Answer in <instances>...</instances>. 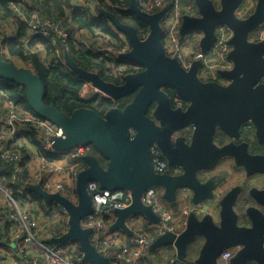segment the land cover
Returning a JSON list of instances; mask_svg holds the SVG:
<instances>
[{
	"label": "water",
	"instance_id": "water-1",
	"mask_svg": "<svg viewBox=\"0 0 264 264\" xmlns=\"http://www.w3.org/2000/svg\"><path fill=\"white\" fill-rule=\"evenodd\" d=\"M195 2L198 16L186 15L181 33L186 34L193 30L203 32L201 47L206 51L216 40V26L224 24L230 27L234 36L230 40L233 50L229 58L234 62V68L231 71H222L221 74L232 78L233 85L223 87L215 82L202 83L197 76L199 61L194 63L189 72L186 71L177 59L166 53L161 24L165 11L150 14L140 8L137 0H131L128 11L133 12L149 27L145 39L140 38L135 26L121 21L117 14L99 8L98 11L101 16L108 18L119 32L126 35L130 43L131 50L121 53L119 58L144 66L143 71L128 74L125 83L119 85L105 81L97 73L79 67L65 54V61L73 71L82 79L91 81L109 96L108 98L122 99L140 87L132 102L124 109L115 107L104 115L86 107L68 114L55 104L45 102L46 86L41 78L31 69L5 60L0 42V77L24 86L28 105L41 117L62 128L63 135L56 138L53 148L67 151L78 145L91 144L106 161L103 165L100 157L93 154L84 157L88 165L79 172L76 179V202L60 192H48L40 184H30L28 187L47 204L57 203L67 211L68 230L60 237L50 239V242L61 246L70 242L79 243L84 262L110 264L109 257L101 254L91 242L92 230L81 225L83 218L93 211L92 198L87 189L90 180L98 181L106 190H130L132 204L126 209L115 210L118 219L112 226V230L123 229L130 235L132 232L125 220L131 214L143 215L151 223L160 221V217L152 208L142 202L143 194L152 186H161L164 189L163 197L172 207L178 205V190L181 187H188L193 191L194 204H199L204 199H214L215 181L210 179L202 182L198 171L213 168L222 154L228 153L236 157L248 174H254L256 171L264 174V158L261 156L237 153L232 145L219 148L213 142L216 121L219 120L221 127L228 131V122L234 119L231 112L238 111L231 110V102L240 107L245 101L243 89L250 80L244 69L247 65L245 62L252 66L251 72H258L259 76L264 77V39L258 43L248 41L250 32L255 31L264 22V0H257L254 12L244 19L236 15L237 9L243 5V0ZM163 85L174 87L179 94L186 95L192 101L186 112L170 107L169 99L160 89ZM259 87L263 96V110L260 119L255 120V123L258 135L263 141L264 82ZM153 99L159 102L156 114L162 117L164 123H169L170 130L177 131L190 123L194 124L195 134L191 145H184L179 139L177 148H174L167 137L168 131L156 127L153 121L145 116ZM248 117V114H244L242 118ZM133 130L136 133L132 136ZM152 141L158 142L170 165L183 167V174L171 176L169 173L159 174L154 171L150 159ZM251 194L264 206V191L253 189ZM236 197V191H231L220 201L219 225L210 214L200 218L191 212L182 233L177 235L167 232L158 236L151 246V251L154 253L160 247L173 245L178 258L185 260L189 246L201 237L203 246L193 264H220L219 257L223 251L235 247L240 249L230 259L231 264H264V217L257 209L250 207L247 215L252 221V226H240L234 210Z\"/></svg>",
	"mask_w": 264,
	"mask_h": 264
},
{
	"label": "built area",
	"instance_id": "built-area-1",
	"mask_svg": "<svg viewBox=\"0 0 264 264\" xmlns=\"http://www.w3.org/2000/svg\"><path fill=\"white\" fill-rule=\"evenodd\" d=\"M184 1L187 0H148L139 3V5L142 10L150 14L164 10V16L168 13L169 7L171 8V14L167 23L168 37L166 31H164L166 47L168 50L174 51L176 56L178 55L183 59L185 64L190 65L195 59L202 58L203 54L197 53L193 58L189 59L182 57L183 52H181L182 47L179 44L178 33L181 30V16L185 10L183 8ZM29 5L32 6L31 3ZM247 6L248 0H245V3L237 9L236 15L239 18L248 16L250 7L248 8ZM192 12L193 9L190 10L189 14L193 15ZM21 15L28 21L33 33L49 36L51 34L49 29L51 28L55 29L58 36H64L62 34L59 35L57 28L51 23V20L42 18L40 13L34 8L29 10L27 14ZM224 30H219L221 32L220 38L216 44H213L211 49V54L216 57L217 66L225 64L230 51L229 38L225 36L224 33L226 31ZM66 37H68V34ZM195 37L198 40V37ZM1 48L3 51L4 46L2 45ZM127 49L128 47L126 46L121 51ZM90 87L89 83L83 84L80 89L81 97L85 98L89 95ZM94 91L97 92L98 89L94 87ZM0 113L1 159L8 164H15V175L22 173L23 155L17 152L16 149L21 145L20 142L22 140H27V132H34L38 139L44 143L46 149L55 155H61V160H50L38 156L39 164L36 172L34 175L30 174L32 182L40 184L50 193L60 192L70 200L76 202L77 193L75 184L79 172L83 169L81 160L86 155L91 154L93 146L91 144L78 145L67 151H57L53 148V144L57 137L63 135V130L60 126L48 119L36 116L31 111H27L22 104H15L2 98H0ZM11 114H16L18 119L14 120L12 124H8L6 117ZM13 125L16 126L15 131L12 130ZM48 144H51V148L47 147ZM151 154L154 169L158 173H163L165 164L161 158V153L154 147L151 148ZM26 165L28 168L30 167L29 159ZM3 186L0 183V191L2 192L0 194H3ZM155 187H150L143 194L142 202L144 205L152 208L154 213L160 217V221L158 223H151L143 215L131 214L125 220V224L132 232L129 235L123 229L112 230V226L118 219L115 210L126 209L132 204L130 190L118 189L110 191L103 189L96 180L88 182L87 189L92 198L93 211L83 218L81 225L84 228L92 230L90 234L91 242L101 254L109 257L110 264H175L179 260L175 246L171 245L173 247V251L171 252L167 248L161 247L157 249L156 253L151 251V246L158 236L166 232H172L177 235L182 233L187 226V215L192 211L201 214L202 204L193 205L188 212H186L187 205H185L183 209L184 215H182L183 219L178 220V216L174 211L168 209L160 201L159 196H163V191H159ZM181 195L184 200H187L190 193L183 189ZM12 198L20 201L14 193H12ZM117 204L120 207H114ZM20 209L22 213L16 212L11 208L6 209L3 201H0V225L11 223L14 229L11 237L4 235L8 239L6 242L3 240L4 236L1 235L2 233H0V245L8 244L10 248L18 251L21 264H51L52 260H59L65 256L68 257L69 264H95L83 261V252L79 249V244L73 247L71 242L64 246L50 242V239L60 236H58L59 232L49 227V225L53 224V221L62 212L69 218L67 211L59 204L54 203L52 207L47 208V218L44 220L31 217L27 211H24L21 201ZM3 216L5 217L4 219H2ZM67 224H69L68 220ZM24 226L26 227L23 232L18 231V229ZM108 237H111L109 243H114L115 246L107 250H101V238ZM142 239L145 240L144 244L140 243ZM57 253L59 255H56ZM235 253L234 248L224 250L219 257V263L231 264L230 259Z\"/></svg>",
	"mask_w": 264,
	"mask_h": 264
},
{
	"label": "trees",
	"instance_id": "trees-1",
	"mask_svg": "<svg viewBox=\"0 0 264 264\" xmlns=\"http://www.w3.org/2000/svg\"><path fill=\"white\" fill-rule=\"evenodd\" d=\"M0 1V13L3 18L12 20V25L15 27L16 32V37L8 43L5 53L2 52V56L9 62H14L13 60L15 59L26 64L29 69L41 78L46 86L45 102L48 104H55L57 108L68 114L73 113L76 109L81 107L93 109L101 114L112 108L113 103L111 100L100 94H95L86 100L80 98V88L83 82L80 76L73 71L65 61V54H68L79 67L92 72L98 70L97 72L103 79L119 82L118 79L113 78L114 73L107 65V60H112L113 55L109 54L108 56L101 57L98 54H94L91 50L86 49L84 47L86 43L84 44L82 39L77 37L78 31L92 34L94 40L98 38L105 40L102 35L108 36L112 38V41L105 40V43L113 46L114 51L118 53L125 47L124 45H129V42L125 35L109 27L108 23L110 20L108 18L101 16V20L99 21L92 19L86 9L73 4L72 0H44L43 5H39L37 0L32 6H30L29 3L23 5L20 3V0H13L12 7L9 4V0ZM94 1L98 8L101 7L108 11L110 9L111 12L119 16L121 21L135 26L141 38L147 35L149 31L148 25L133 12L128 11L131 0ZM145 1L148 0H139V3ZM26 5H29V7H26ZM33 8H40L42 13L44 12L46 16L50 17L49 20H51V23L55 27L69 32L68 37L64 38L58 36L55 29L51 28L49 29L51 31L49 36L33 33L28 21L21 15L27 14L28 11ZM44 18L48 19L47 17ZM74 26H76V29H74ZM3 36L4 33L2 34V37ZM77 43H79V46L76 45ZM26 51L28 53L27 55H25ZM99 57L101 60H99ZM0 94V98L15 104H22L27 111H31L36 114V116L43 118L28 105L26 88L24 86L0 77ZM98 100H100V102ZM28 137L39 149L41 156L45 159L59 160L61 158V155H55L50 150L46 149L44 143L38 139L34 132H27V138ZM16 151L19 152L18 148ZM91 154L98 156L97 149L93 147ZM27 160L28 157L23 155V172L16 174V182L8 183V187L13 189V193L22 203L32 202L45 211L44 207L46 203L44 199L28 189V183L29 181L32 182V178L30 177L31 169L26 165ZM100 160L102 164L105 165L104 160ZM87 165V161L82 158L81 166L85 168ZM14 170L15 164H8L0 157L1 179L5 178V182L10 181L11 177L14 175ZM22 187H25L23 190L24 192L22 191ZM28 196L30 200L25 199L28 198ZM165 202L167 201L165 200ZM52 205L53 204H50L46 207L50 208ZM56 224V229H58L57 232L59 233L67 229V222L64 226H61L62 222H57ZM201 240V238H197L196 241L189 246V253L186 259L184 261L179 259L175 264H193L203 246V241ZM78 247L81 250L80 245H78ZM165 248H169V250L173 251L172 246H167ZM0 249H3V247L0 246ZM3 250H1V252ZM253 263L254 262H248L246 264Z\"/></svg>",
	"mask_w": 264,
	"mask_h": 264
},
{
	"label": "flooded vegetation",
	"instance_id": "flooded-vegetation-1",
	"mask_svg": "<svg viewBox=\"0 0 264 264\" xmlns=\"http://www.w3.org/2000/svg\"><path fill=\"white\" fill-rule=\"evenodd\" d=\"M253 12L254 11H251L250 9L247 17H249ZM164 17L165 16L163 15L162 20L164 19ZM241 19H244V18H241ZM162 27L164 31L163 24H162ZM223 29H225L224 31H226V33H224L225 36L229 38L228 43L230 45V51L227 55V61L225 62L224 65H221V66H217L216 57L211 54V49H212L213 44H211L208 50L203 51L201 47V40L203 38V32L201 31H199L202 34L200 37L198 36V40L195 36L188 35V33L182 34L181 30L178 33V40H179L180 46L182 47L181 52H183L182 57L184 59L193 58V56L196 55L197 53L203 54L202 58L195 59L194 61L191 62L190 65L185 64L183 59H181L178 55L176 56L174 51L167 49L165 40H164L165 32L163 33V44H164L166 53L172 58L177 59L179 63L181 64V66L188 72L192 69L194 63L196 61H199L200 64L198 67L197 76L202 83L215 82V83L222 85L223 87H228V86L233 85L234 80L232 78H227L226 76H223L221 72L231 71L234 68V62L229 58V54L233 50V45L230 44V40L234 36V32L227 25L216 26V29H215L216 40L214 41V44H216L218 42V39L220 38L221 32H219V30H223ZM146 37L147 35L143 38L141 37L140 38L145 39ZM263 39H264V22L261 23L255 31L250 32V34L248 35L249 42L258 43L259 41ZM130 50H131V46L129 44L128 49L125 51H122V53H126ZM111 54L113 56L114 55L117 56V55H120L121 53L118 54L115 51H113ZM108 55L109 53H106L103 56H108ZM99 60H101L100 57H99ZM245 64L247 65H245L244 69L250 76V80H248V85L243 89V92H245V101L242 103V105H240V107L237 104H234L233 101L231 102L230 104L231 110L232 111L238 110V111L231 112L234 119L228 122L230 123L228 124L229 132L224 130L221 127L219 120L216 121L215 131L213 133V142L219 148L225 147L226 145H232L233 148H235L237 153L242 152V153H247L253 157L261 156L262 158H264V140L262 141V139L259 137L258 129L255 123V120L257 121V119H260L262 110H263V96L261 95V90L259 86L264 82V77L259 76L258 72H254V71L251 72L252 66L249 65L247 62H245ZM144 69L145 67L138 63H130L124 60L123 62H121V65H119L118 67L111 68L112 72L114 73L113 78L118 79L119 82L112 81V80L108 82L119 84V85L124 84L126 80L125 78L128 74L138 73L140 71H143ZM97 71L94 73H97L99 75ZM81 80L83 82L82 84L89 83L91 85L90 92L94 91V84L91 81L85 80L82 78ZM139 89L140 87L137 90H135L133 93H131L129 96L124 97L119 100L110 98L111 102L113 103L112 108L119 107L120 109H124L130 102H132V100L136 96ZM160 89L166 94L167 98L169 99V105L173 110L180 109L183 112H186L191 106L192 101L186 95L179 94L174 87L170 85H163L160 87ZM98 92H101V91L98 89ZM90 96L91 95L89 93V95L85 98L81 97L80 95V98L86 100L88 97L90 98ZM101 96H104L103 92H101ZM158 106H159V102L156 99H153V101L149 104L147 108L145 116L149 118L151 121H153L156 127L160 128L163 131L164 130L168 131L167 137L172 142V145L174 148H177L179 139H181L184 142L183 143L184 145L185 144L191 145L193 141V136L195 134L194 124L190 123L186 125L185 127L180 128L177 131L170 130L169 123H164L162 117L156 114V110ZM110 109L106 110L105 113L109 111ZM105 113H103L102 115H104ZM244 114H248L249 117L246 119L242 118ZM135 133L136 132L133 130L132 136ZM154 147L161 153V158L163 159V162L165 164L164 172L159 173V174L169 173L171 176H178L184 173V169L182 166L170 165L160 145L156 141H152L150 144V159L152 162L153 169H154V164L152 160L151 148H154ZM98 156L100 157V159L104 160L99 155V153H98ZM104 162L106 161L104 160ZM154 171L156 172L155 169ZM214 171H216V173H214ZM198 173H199L198 176L202 182H205L210 179H213L215 181V186L213 188V192L215 195L214 199H204L201 203H199L200 205L202 204V207L200 210L201 214H197L195 211H192L198 217L202 218L205 215L210 214L213 216L215 223L219 225L220 224L219 213L221 209L220 201L227 193L231 191H236L237 193L236 202L234 204V210L237 213L238 224L240 226H245V227L252 226V221L247 215V210L250 207L257 209L264 217V206L251 194V191L253 189H256L258 192L264 191V174L263 173L256 171L254 174H248V171L244 168V166L238 163V160L236 159V157L228 153L222 154L217 159L216 165L213 168L205 169L203 171H198ZM225 174L227 175L225 176ZM229 179H232V180L236 179L237 184L231 187L227 192L223 193L221 187L224 186L225 183L229 181ZM183 189H185L188 193H190L187 200H184L182 198L181 194H182ZM192 197H193V191L190 188L181 187L178 190V205L176 207H173V209L178 210L177 212L179 215H184V212H183L184 207L182 208V210H179L178 208L179 203L182 200H184L185 205H187L186 212H188L189 209L192 208L193 205H195L192 202ZM162 199H163L164 204L168 205L167 204L168 201L163 196H162ZM165 200L167 202H165ZM190 213L187 215V221H188V216L190 215ZM239 249L240 247H235L234 251L237 252Z\"/></svg>",
	"mask_w": 264,
	"mask_h": 264
},
{
	"label": "rangeland",
	"instance_id": "rangeland-1",
	"mask_svg": "<svg viewBox=\"0 0 264 264\" xmlns=\"http://www.w3.org/2000/svg\"><path fill=\"white\" fill-rule=\"evenodd\" d=\"M13 0H9V4H10V6L12 7V4H13V2H12ZM25 1V3H23ZM35 1H37V0H20V3H22V4H26V3H31L32 5L35 3ZM79 2L77 3V2H72L73 4H76L77 6H79V7H82L83 9H86L88 12H89V14L91 15V18L92 19H95V20H97V21H99V20H101V14H100V12L98 11V6L96 5V3H95V1L94 0H78ZM215 1H218V0H215ZM37 2H39V5H43L44 4V0H38ZM187 2H188V5L185 7V10H184V13L182 14V16H181V27H182V24H183V19H184V17L186 16V15H189V16H193V17H196L195 15H190L189 13H190V10L191 9H193V13L194 14H198V7H197V5H196V2H195V0H187ZM245 3V0H243V3L242 4H244ZM0 4H1V1H0ZM38 4V3H37ZM256 5H257V0H253L252 1V4H251V11H254L255 10V8H256ZM26 7H29V5H26ZM35 9V8H34ZM99 9H103V8H101V7H99ZM38 13H40V15H41V17L43 18V17H47L48 19H50V17H48V16H46V14L43 12L42 13V11H41V9L40 8H36L35 9ZM109 11L111 12V10L109 9ZM114 11V10H113ZM117 12H119V11H117ZM121 13H123V12H121ZM157 13V12H156ZM170 14H171V8L169 7V11H168V13L165 15V17H164V19L161 21V24H163L164 25V31H166V35H167V37H168V28H167V23H168V19H169V17H170ZM130 17V16H129ZM131 17H132V15H131ZM108 25H109V27L111 28V29H113V30H115L116 32L118 31L117 30V28L111 23V22H109L108 23ZM221 25H224V24H221ZM57 28V27H56ZM74 29H76V26H74ZM148 29H149V27H148ZM15 31V27L13 28V25H12V20H9V19H6V18H3V16H2V14L0 13V42H4V48H3V53H5V51H6V48H7V45H8V43L12 40V39H9V38H7V37H2V34L4 33V32H7L8 33V35H11V33H12V31ZM57 30H58V33H59V35L60 34H62V35H64L65 37H66V35L67 34H69V32H66V31H64V30H62L61 28H57ZM149 32V31H148ZM118 33H121V32H119L118 31ZM197 33H201V32H199V31H190V32H188V35H194V34H197ZM122 35H124L123 33H122ZM147 35H148V33H147ZM64 36H62V37H64ZM126 36V35H125ZM64 37V38H65ZM77 37L79 38H81L82 39V41L84 42V44L86 43V45L84 46L86 49H89V50H91L94 54H98V55H100V56H103L104 54H106V53H109V54H111L113 51H114V49H113V46H111V45H109V44H106L105 43V40H108V41H112V38H110V37H108V36H104V35H102V37L103 38H105V40H103V39H100V38H98V39H96V40H94V36L92 35V34H90V33H88V32H84V31H78L77 32ZM128 40V39H127ZM129 42V41H128ZM130 44V43H129ZM77 46H79V43H77L76 44ZM125 47L127 46V47H129V45H124ZM83 47V48H84ZM124 47V48H125ZM84 48V49H85ZM123 49V48H122ZM121 50V49H120ZM120 53H122V51H119L118 52V54H120ZM120 60V61H119ZM14 61V63L17 65V66H19V67H23V68H26L27 67V65L26 64H23L22 62H20V61H18V60H13ZM64 61V60H63ZM124 60L123 59H120L119 58V55H114L113 56V59L112 60H107V65H108V68H112V67H118L119 65H121V62H123ZM28 68V67H27ZM94 87H96L95 85H94ZM98 89V88H97ZM93 94V95H92ZM94 94H100L101 95V92H95V91H93V92H90V95L91 96H94ZM1 95V94H0ZM91 96H90V98H91ZM103 97H105V98H108V96H106L105 94H104V96ZM89 98V97H88ZM87 98V99H88ZM108 99H110V98H108ZM111 100V99H110ZM99 102H100V100H98ZM1 114V113H0ZM58 151V150H57ZM61 160V159H60ZM216 171H217V169H216ZM216 171H214V173H216ZM35 172H36V170H34V171H32L30 174L31 175H34L35 174ZM227 174H225V176H226ZM1 182V181H0ZM250 182H252V181H250ZM237 184V180L236 179H229V181H227L226 183H225V185L224 186H222L221 188H222V191H223V193H225V192H227L231 187H233V186H235ZM157 190H159V191H164V189L161 187V186H156L155 187ZM0 193H2L1 191H0ZM159 199H160V201L162 202V203H164L163 202V199H162V196H159ZM52 204H54V203H52ZM167 204L168 205H170V203L169 202H167ZM181 204L182 205H185V201L184 200H182L181 201ZM166 205V204H165ZM168 205H166L167 206V208L168 209H171V210H173L174 211V213L178 216L177 217V219L178 220H182L183 219V216L182 215H180L179 216V214H178V210H174L173 209V207L172 206H168ZM180 205V204H179ZM184 207V206H183ZM62 212V211H61ZM62 215L63 216H66L65 215V213H63L62 212ZM62 220L60 219V217H57L56 218V220L54 221L55 223L53 224V228L55 229V226L56 225H58V224H56L57 222H61ZM68 221H69V218H68ZM56 224V225H55ZM57 231H58V229H56ZM66 230H68V224H67V229ZM66 230H63V231H61V233H59L58 234V236H61L62 234H64L65 232H66ZM167 233V232H166ZM202 241V240H201ZM16 242V241H15ZM71 244H72V246L74 247L76 244H78L77 242H71ZM7 246H8V248H9V245L8 244H6ZM59 245V244H58ZM16 249H17V246H16ZM1 250H3V249H1ZM169 250V249H168ZM169 252H171V250H169ZM189 253V252H188ZM188 253H187V255H188ZM157 259V258H156ZM182 261H184V260H182ZM194 263V262H193Z\"/></svg>",
	"mask_w": 264,
	"mask_h": 264
},
{
	"label": "crops",
	"instance_id": "crops-1",
	"mask_svg": "<svg viewBox=\"0 0 264 264\" xmlns=\"http://www.w3.org/2000/svg\"><path fill=\"white\" fill-rule=\"evenodd\" d=\"M249 1H251V2H249ZM252 1L253 0H248V6L247 7L248 8L250 7V9H251ZM72 2H74V3L77 2L78 3L79 1L78 0H72ZM187 5H188V2L184 1L183 8H185ZM192 14L195 15V16H198V14H194L193 12H192ZM201 34L202 33H198V34H195V35L200 37ZM4 37H7L9 39H14L16 37V32L13 30L11 35H8L7 32H4ZM26 139L27 140L24 139V140H22L20 142L21 145L18 147V151L21 154L26 155L28 157V159L30 161V169H31V172H32V171L36 170V168L38 167V164H39L38 156H41V154L39 152V149L31 141V139L29 137L26 138ZM0 181H1L0 183L4 185L5 178L4 179L0 178ZM30 184H35V183L29 181L28 187H29ZM22 188H23L22 190H24L25 187H22ZM2 198H3V194H0V201H3ZM25 199L26 200H30L29 196H28V198H25ZM179 204L180 205L178 206V208H179V210H182L184 205H182L181 202ZM22 205H23L24 211H27L31 217H35V218H39V219H43V220L47 218L46 216H47V208L48 207H46V206L49 205V204L46 203V205L44 207L45 211H44L43 208L39 207L37 204L35 205L32 202H27V203L25 202V203H22ZM58 217H60V219L62 220L61 221L62 222L61 226L62 225L63 226L66 225L68 217L63 216L62 214L58 215ZM4 218L5 217L3 216L2 219H4ZM49 227L53 228V224H50ZM55 229H56V226H55ZM0 233H2L1 234L2 236L6 235L8 237H11L13 235V233H14V229L12 227V224L11 223H7V224L0 225ZM3 240L5 242L8 241V239L5 236H4ZM0 246H2L3 249H4L2 252H0V264H21V260L19 258L18 251H15V249H12L10 247L8 248L7 245H0ZM165 247H167V246H165ZM167 249H169V248H167ZM198 256H199V254H198ZM253 264H255V262Z\"/></svg>",
	"mask_w": 264,
	"mask_h": 264
},
{
	"label": "clouds",
	"instance_id": "clouds-1",
	"mask_svg": "<svg viewBox=\"0 0 264 264\" xmlns=\"http://www.w3.org/2000/svg\"><path fill=\"white\" fill-rule=\"evenodd\" d=\"M138 1V4H139V0ZM140 6V5H139ZM141 8V7H140ZM193 31H198V30H193ZM195 35V34H194ZM196 36V35H195ZM198 37V36H197ZM214 44V43H213ZM4 46V44H2ZM1 45V46H2ZM27 51L25 52V55H27ZM7 119V123L8 124H12L14 120H17L18 117L16 114H11L10 116L6 117ZM16 129V126L13 125V131H15ZM48 148H51V144H48L47 145ZM19 171V170H18ZM16 175L14 174L12 177H11V180L10 181H6L4 186H3V203L6 207V209L8 208H11L13 209L14 211L16 212H19V213H22V210L20 209V201L12 198V193H13V189L8 187V183H15L16 182ZM114 207H120V205H114ZM27 219V218H25ZM55 222L53 221V224ZM25 227H21L20 229H18V231L20 232H23L25 230ZM111 239V237H108V238H101L100 240V243H101V250H107V249H110V248H113L115 245L114 243H109V240ZM141 244H144L145 243V240H141L140 241ZM171 246V245H169ZM165 247V246H163ZM161 248V247H160ZM18 254V253H17ZM56 255H59V253H57ZM47 259V258H46ZM117 259H119V257H117ZM51 264H69V260H68V257H64L62 259H59V260H52L51 261Z\"/></svg>",
	"mask_w": 264,
	"mask_h": 264
}]
</instances>
